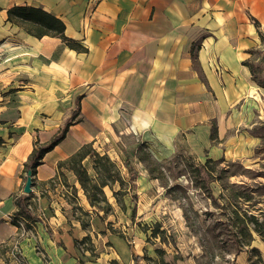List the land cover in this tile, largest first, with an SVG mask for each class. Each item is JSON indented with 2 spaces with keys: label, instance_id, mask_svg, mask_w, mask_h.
Listing matches in <instances>:
<instances>
[{
  "label": "crops",
  "instance_id": "0c3cea01",
  "mask_svg": "<svg viewBox=\"0 0 264 264\" xmlns=\"http://www.w3.org/2000/svg\"><path fill=\"white\" fill-rule=\"evenodd\" d=\"M15 5L55 15L65 36L86 49L76 51L54 35L37 38L8 21ZM258 30L264 34V0H0V264L157 261L119 232L85 261L93 248L91 230L70 212L68 195L78 197L85 215L97 208L73 172L57 174V161L85 143L98 152L116 132L132 135L123 162L127 186L120 189L130 193L131 219L151 200V186L167 190L174 181L183 187L166 174L150 177L139 155L166 162L188 152L196 165L264 163V155L254 156L264 147L257 131L264 127V92L243 64L248 50L261 46ZM67 120L64 138L44 154L25 194L24 164L34 143L49 141ZM115 189L102 186L107 203L115 198L125 211ZM22 195L34 216L23 229L12 222ZM85 237L91 245L82 250L76 240ZM186 261L175 264H195Z\"/></svg>",
  "mask_w": 264,
  "mask_h": 264
},
{
  "label": "rangeland",
  "instance_id": "374dc122",
  "mask_svg": "<svg viewBox=\"0 0 264 264\" xmlns=\"http://www.w3.org/2000/svg\"><path fill=\"white\" fill-rule=\"evenodd\" d=\"M251 60L258 68V78L264 81V43H261L258 51L251 54ZM261 88L264 92V88ZM257 131L262 135L263 146L264 127L258 128ZM132 142L133 136L129 133L116 132L113 143H102L98 151L101 153L109 151L108 155L114 164V169H111L110 175H105V171L102 172V176L108 180L111 189L116 188L112 191L115 197L124 201L125 211L117 206L115 198L110 197L106 209L96 207L98 210L93 209L92 215L88 216L81 212L78 197L68 195L70 212L72 215L76 213L83 222L88 223L91 230L93 248L85 254V261L93 260L100 253V248L103 250L104 247L112 245L109 240L110 233L119 232L126 241L134 245L135 249L140 248L142 253L152 258L159 256L155 249H164L162 257L169 264L178 263L179 260L185 262L188 258H193L195 264H263L264 259L261 257L264 253L263 162L258 161L247 167L239 162L208 164V176L212 179L209 186L216 197L212 200L206 190L195 186L193 179L200 176L196 170L197 161L192 158L193 155L185 152L175 159L166 161V165L178 164L174 165L173 174L186 165L184 174L177 180L183 187L175 188L172 185L174 181L168 182L171 188L167 189L168 191L158 183L151 186V200L144 203L142 212H136L131 219L129 218L130 193L127 189H120L127 186V183L122 185L123 179L128 180L123 162ZM102 148L106 151L102 152ZM113 151L117 156H113ZM263 155L264 147L256 148L254 156ZM83 165L90 175L95 174L92 157H86ZM100 167L104 169V165L100 164ZM62 170L71 172L64 167ZM252 217L257 223L251 220ZM156 224H159V229L163 230L169 245L162 243L160 236L151 233ZM171 244L177 248L178 253L171 248ZM90 245L88 240L81 242L79 247L85 250ZM145 262L148 260L140 259L138 263L146 264ZM111 264L117 263L111 262Z\"/></svg>",
  "mask_w": 264,
  "mask_h": 264
},
{
  "label": "trees",
  "instance_id": "16d2710c",
  "mask_svg": "<svg viewBox=\"0 0 264 264\" xmlns=\"http://www.w3.org/2000/svg\"><path fill=\"white\" fill-rule=\"evenodd\" d=\"M7 20L12 21L14 23H17L18 25H21L29 34L35 36V37H41L43 35H50V36H57L58 38H61L63 42L67 46H69L72 49H75L76 51H84L86 48L83 45H80L78 42H76L74 39L70 37H66L64 34L65 25L64 23L55 15L50 14L49 12L43 10L40 7H31V6H11L7 10ZM254 23L257 24V21L254 20ZM259 38L262 43H264V34L258 30ZM259 48H252L248 50L250 54H253V52L258 51ZM243 64L247 65L249 68L250 73L252 74L254 81L261 87L264 88V81L260 80L258 78V68L255 64H253V60H251V57L244 59ZM75 111L72 116H75L79 112L78 106L75 107ZM70 125V120H67L65 124L62 126V128L59 129V131L51 137V139L47 142H44L40 144L38 141L34 143V146L28 156L27 162L24 164L25 171L27 172L29 169L31 170V173L35 172L36 166L41 162L44 154L52 149L59 141H61L64 138L65 133L67 132V129ZM92 157L93 158V165H94V172L95 174L92 176L88 172L85 165H83V161L86 157ZM173 157V159H175ZM139 159L144 160L148 173L150 174V177H159L163 178V174H168V176H172L173 178H179L181 175H183L185 170V167L182 169H179L177 171H174L175 173H172V170L175 169L174 165H166V162L163 161H155L147 154L139 155ZM175 161V160H174ZM100 164L104 165V169H101ZM209 163L205 164H199L196 165L197 172L200 176H198L197 179H193L195 186L199 188H203L206 190L208 195L212 200H215L213 196L210 193L209 182L212 180L208 176L207 167ZM56 166L58 167V175L61 174L62 168H66L74 173L76 180L79 181V184L81 188L83 189L84 194H86V197L88 198V201L90 205L97 207V208H105L108 205L106 201L105 194L102 191V186L108 184V180L105 179L102 175V172L105 171V175H110L111 169H114V164L110 160L107 154H100L97 151H95L91 143H85L82 146H80L75 152H73L68 158L57 161ZM168 171V173H167ZM204 172L206 174H204ZM207 176V177H206ZM57 177V175H56ZM131 177V175H130ZM129 177V178H130ZM132 179V178H130ZM177 185L178 188H182L180 185L175 184L174 187ZM118 193V192H115ZM132 201L135 199V194H132ZM27 196L22 195L16 198V204L18 207V211L15 216L12 218V222L14 224H17L18 219H22L23 221L25 219L28 220H34V216L32 215V211L28 207V203L26 202ZM102 205L100 206V204ZM254 221V223H257V220H255L254 217L251 219ZM18 225V224H17ZM82 226L86 227L87 225L82 222ZM151 233L154 236L159 235L162 240H165V236L163 234V230L159 229V224H156L154 226L153 231ZM264 236V235H263ZM88 237L83 238L82 240L78 241L76 240V244L83 242L87 240ZM264 240V238H263ZM164 251L162 249H157V253L159 255V258L157 261H154L153 264H169L168 261L164 260L162 257V253ZM175 264V263H174Z\"/></svg>",
  "mask_w": 264,
  "mask_h": 264
},
{
  "label": "water",
  "instance_id": "95a60500",
  "mask_svg": "<svg viewBox=\"0 0 264 264\" xmlns=\"http://www.w3.org/2000/svg\"><path fill=\"white\" fill-rule=\"evenodd\" d=\"M31 185H32V181H31V170L29 169L26 172L25 183L23 185L22 191L25 194H29V192L31 191Z\"/></svg>",
  "mask_w": 264,
  "mask_h": 264
},
{
  "label": "built area",
  "instance_id": "2783aa9c",
  "mask_svg": "<svg viewBox=\"0 0 264 264\" xmlns=\"http://www.w3.org/2000/svg\"><path fill=\"white\" fill-rule=\"evenodd\" d=\"M17 224H18V226H20V228L23 229V225H24V224H23V220H22V219H18V220H17ZM15 260H16V261H20L18 257L15 258Z\"/></svg>",
  "mask_w": 264,
  "mask_h": 264
}]
</instances>
